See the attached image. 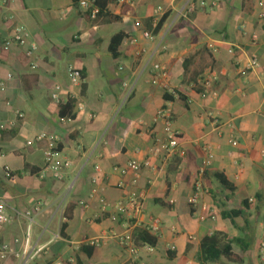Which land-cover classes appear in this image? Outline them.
Returning a JSON list of instances; mask_svg holds the SVG:
<instances>
[{
    "label": "crops",
    "instance_id": "0c3cea01",
    "mask_svg": "<svg viewBox=\"0 0 264 264\" xmlns=\"http://www.w3.org/2000/svg\"><path fill=\"white\" fill-rule=\"evenodd\" d=\"M201 1L218 5L203 7ZM258 1L250 13L247 0H135L133 7L108 0L107 10L122 17L111 23L91 20L74 0H0V196L11 217L0 225V249H11L0 264H199L200 241L215 231L228 236L243 262L222 258L212 264H264L258 254L264 219V21L258 13L264 5ZM165 15L154 40L142 36L143 28L154 30L147 20ZM17 25L37 45L32 57L27 46L4 48ZM120 31L139 42L122 41L115 57L109 45ZM155 64L166 68L170 85L181 92L171 106L183 154L156 150L162 125L154 115L166 97L150 82ZM69 65L83 73V108L76 101L72 119L61 122L51 92L57 84L64 99L79 92L68 78ZM211 71L212 94L204 99L200 82ZM191 82L197 86L189 90ZM41 132L57 134L60 159L72 162L61 180L38 174L45 142L35 139ZM206 149L211 163L194 208L188 199ZM145 159L157 171L144 168L131 188L143 197L144 221L159 223L157 246H139L133 260L114 238L98 247L88 244L111 229L122 231L90 196L92 178L104 186L108 201H117L126 193L117 182L130 178L115 167ZM39 201L42 212L31 221L24 213ZM70 201L77 206L68 220ZM224 211L241 214L231 220ZM39 246L45 250L35 255Z\"/></svg>",
    "mask_w": 264,
    "mask_h": 264
},
{
    "label": "built area",
    "instance_id": "2783aa9c",
    "mask_svg": "<svg viewBox=\"0 0 264 264\" xmlns=\"http://www.w3.org/2000/svg\"><path fill=\"white\" fill-rule=\"evenodd\" d=\"M75 3L88 15L91 20H96L98 14L101 9L98 5V0H74ZM122 5H128L133 7L135 4V0H118ZM201 5L203 7L209 6L210 8L216 7L218 4L216 1L211 3H207L206 1H201ZM258 5L261 7L264 5V0H259ZM163 10L162 7L158 8V12L161 13ZM259 20L264 21V12L258 13ZM160 19L153 18V26H156ZM142 36L148 40H154L155 34L153 31L147 30L143 28L141 30ZM124 42H131L133 44H137L139 39L137 36H129L125 37ZM17 44L20 46H27L26 55L32 57L37 45L33 41L29 39V33L25 27L21 25H17L14 28V31L11 37L5 42L4 48L8 49L11 44ZM252 64L254 66L257 65V61L253 60ZM32 67H35L33 64ZM155 74L150 79L152 84L158 85L162 88L163 93L166 98V102L161 105L155 115L154 122L161 123L162 129L159 133L155 134V141L158 143L157 151H163L166 155L173 154L178 152L183 154V151L179 149V140H178V131L173 127V111L171 102L174 99H179L181 97V92L170 85L167 79V71L166 68L160 64H155ZM122 69V67H120ZM68 78L73 87H77L79 92L77 94L73 92H69V95L64 99L61 96L62 87L60 84L54 86L53 91L51 92V97L54 101H56L60 106L65 104L69 99H73L78 102V108H83V103L78 101V99L82 95V87L84 83L83 73L80 69L74 67L73 65H69L68 70ZM11 77V75H9ZM215 74L214 72H209L206 76H203V79L200 82V85L203 87V91L201 93L204 99L209 98L212 94L211 85L214 80ZM127 86V83H124ZM197 86L195 82H191L188 85V89L192 90ZM130 92L127 93V96ZM19 117H23L24 114L22 112H17ZM71 116H60V121L64 122L67 120H71ZM36 141H44V165L42 169L38 172L41 177H44L46 174L50 173L55 179L61 180L65 176V172L72 166V162L70 159L62 158L61 156V148H60V138L55 133L41 132L35 139ZM32 141H29L28 144H31ZM212 154L206 149V157L203 161V169L200 170V176L196 178L194 181V190L188 201L192 207H197L198 202L200 200L201 193L204 191V185L202 182V176L204 174V168H206L211 163ZM99 169L98 166H96ZM144 168H150L154 171H157V168L154 167L148 159L143 161L138 160H130L124 165L115 167L117 171L121 175L129 176L130 181L126 182L120 180L117 182L116 186L120 189L126 190V193L117 201L110 202L104 196V186L98 183V179L93 177L92 189L90 196L97 197L98 201L101 205V211L109 212V218L122 226V231L116 232L114 229H111L109 233L96 235L92 238L87 239V243L92 246H101L107 242L109 238H114L121 243V245L130 253L133 260H137L139 257V246L134 241V229L136 227L142 226L149 230L153 235H158L159 232V223L156 221L145 222L144 221V202L143 197L133 190L131 187L138 183V180L141 176V172ZM6 174L8 177H12V173L10 169L6 168ZM253 201L254 199H250ZM79 204L84 208L89 207V203L86 201H79ZM43 209V203L41 201L36 202L30 209H28L24 216L28 219H31L34 215L40 214ZM206 216L202 215L201 218L205 219ZM11 222V217L7 211V201L4 197L0 196V225H6ZM263 226V234L260 239L258 254L261 260H264V219L262 221ZM31 223L27 227L26 235L24 238V243L28 245L31 240ZM148 250H152L154 247L145 244L143 245ZM169 249L173 250L174 247L171 245ZM45 250V246H39L35 249V255L42 253ZM11 252V249L8 244H3L0 249V260L6 257L8 253ZM1 263V262H0Z\"/></svg>",
    "mask_w": 264,
    "mask_h": 264
},
{
    "label": "trees",
    "instance_id": "16d2710c",
    "mask_svg": "<svg viewBox=\"0 0 264 264\" xmlns=\"http://www.w3.org/2000/svg\"><path fill=\"white\" fill-rule=\"evenodd\" d=\"M107 3L108 0H98V5L101 9L100 13L98 14L97 19L105 18L108 22L114 23L121 20V16L115 15L110 13L107 10ZM249 7L246 8L247 12H252L254 5L253 0H247ZM167 15L161 18L156 26H153V19L147 20L146 26L148 28L153 27V33H158L166 21ZM96 19V20H97ZM126 37V34L123 31L116 33L110 42L109 51L110 53L117 57L119 56V47ZM167 98V97H166ZM75 109V100L69 99L65 104L60 106V116H71L74 115ZM13 133V132H12ZM11 135L10 132H8ZM224 183L229 186V183L224 181ZM77 206V202L70 201L65 209L64 217L68 220L72 219L73 217V210ZM241 214V211H224L223 215L225 217L230 218L233 220L236 216ZM65 224L62 226V230H64ZM134 241L138 246H142L145 244H149L151 246H157L158 244V237L153 235L149 230L145 227H136L133 233ZM222 258H226L227 260L235 263L243 262V258L234 251L232 242L228 239V236L225 233L220 231H215L210 235L205 236L199 245V251L197 255V259L199 264H212L220 261Z\"/></svg>",
    "mask_w": 264,
    "mask_h": 264
}]
</instances>
